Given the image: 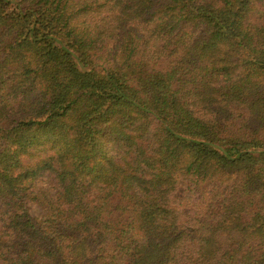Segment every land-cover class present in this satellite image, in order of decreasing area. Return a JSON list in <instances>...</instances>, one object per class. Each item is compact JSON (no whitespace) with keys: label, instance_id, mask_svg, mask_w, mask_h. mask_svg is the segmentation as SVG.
<instances>
[{"label":"trees","instance_id":"16d2710c","mask_svg":"<svg viewBox=\"0 0 264 264\" xmlns=\"http://www.w3.org/2000/svg\"><path fill=\"white\" fill-rule=\"evenodd\" d=\"M0 264H264V0H0Z\"/></svg>","mask_w":264,"mask_h":264},{"label":"rangeland","instance_id":"374dc122","mask_svg":"<svg viewBox=\"0 0 264 264\" xmlns=\"http://www.w3.org/2000/svg\"><path fill=\"white\" fill-rule=\"evenodd\" d=\"M38 213V209L34 207L33 209V215H36Z\"/></svg>","mask_w":264,"mask_h":264}]
</instances>
